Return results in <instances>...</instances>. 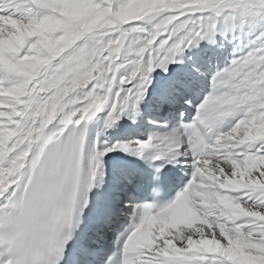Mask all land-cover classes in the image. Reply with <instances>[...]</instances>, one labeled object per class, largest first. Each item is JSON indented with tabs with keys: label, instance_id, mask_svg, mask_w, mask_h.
<instances>
[{
	"label": "snow or ice",
	"instance_id": "snow-or-ice-1",
	"mask_svg": "<svg viewBox=\"0 0 264 264\" xmlns=\"http://www.w3.org/2000/svg\"><path fill=\"white\" fill-rule=\"evenodd\" d=\"M0 264H264V0H0Z\"/></svg>",
	"mask_w": 264,
	"mask_h": 264
}]
</instances>
